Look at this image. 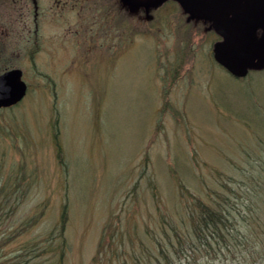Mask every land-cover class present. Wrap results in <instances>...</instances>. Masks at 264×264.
Masks as SVG:
<instances>
[{
	"label": "rangeland",
	"instance_id": "374dc122",
	"mask_svg": "<svg viewBox=\"0 0 264 264\" xmlns=\"http://www.w3.org/2000/svg\"><path fill=\"white\" fill-rule=\"evenodd\" d=\"M13 4L38 44L0 51L27 84L0 108V264H91L104 227L144 239L153 202L177 219L195 197L247 203L249 163L264 172V8L259 59L234 78L214 60L231 10L212 0Z\"/></svg>",
	"mask_w": 264,
	"mask_h": 264
},
{
	"label": "trees",
	"instance_id": "16d2710c",
	"mask_svg": "<svg viewBox=\"0 0 264 264\" xmlns=\"http://www.w3.org/2000/svg\"><path fill=\"white\" fill-rule=\"evenodd\" d=\"M6 69V68H5ZM61 155H59V158ZM263 160L249 163L245 182L246 204L226 205L227 195L206 201L195 197L180 219L160 210L139 237L138 227L128 230L103 228L91 264H256L264 262V172ZM248 181V183L246 182ZM227 189V186H223ZM152 193L153 201L157 200ZM211 198H213L211 196ZM67 206L60 213L63 231ZM61 231V232H62ZM128 237V238H127ZM127 238V239H126ZM106 246L108 249L106 251ZM107 258V259H106Z\"/></svg>",
	"mask_w": 264,
	"mask_h": 264
},
{
	"label": "water",
	"instance_id": "95a60500",
	"mask_svg": "<svg viewBox=\"0 0 264 264\" xmlns=\"http://www.w3.org/2000/svg\"><path fill=\"white\" fill-rule=\"evenodd\" d=\"M251 8L237 10L219 20L218 33L221 43L214 52V60L236 78L247 75L248 68L255 65L259 54L250 46L251 32L259 20L261 5L251 0ZM244 0H213L216 9H236ZM27 85L22 80V71L11 68L0 73V108L18 103L26 94Z\"/></svg>",
	"mask_w": 264,
	"mask_h": 264
},
{
	"label": "flooded vegetation",
	"instance_id": "af4514ba",
	"mask_svg": "<svg viewBox=\"0 0 264 264\" xmlns=\"http://www.w3.org/2000/svg\"><path fill=\"white\" fill-rule=\"evenodd\" d=\"M24 1H26V0H24ZM30 1L31 0H29V2ZM32 1L34 2V0H32ZM258 1H259L260 5H261V14H260L259 20L256 22V24L254 25V27L252 29L251 43L253 42V31H254V28L261 21V17H262V14H263L264 0H258ZM3 2L4 1H0V5L3 6ZM15 2H16V0H13V3H15ZM13 3L11 5V1H10V7L8 9L2 10V12H7L8 15H9V18L6 21L9 26H7V24H5L4 22H2L0 20V36H2V38H6L8 35L12 34L13 39L11 40V42H5L4 39H0V51H2L4 49H7L6 45H9V44L19 45V44L26 43V44L30 45V42L32 44L31 48L32 49L33 48L36 49L35 45L38 44L37 43V36H36L37 32H36V30L34 28H33L34 30L33 29L30 30V28L28 27L27 23H24V19H25V17L28 16V14L26 12H24L22 6L16 7V6H14ZM251 5H252V1L251 0H244V2L242 4L243 8L241 9V11H246V10L250 9ZM5 8H7V5L5 6ZM222 10H224V9H222ZM230 10L231 11L229 13H227L226 15L232 14L234 12V10H232V9H230ZM0 17H1V14H0ZM33 17H35V15H33ZM31 34L33 36H31L29 38V36ZM2 59L3 58L0 55V60H2ZM3 64H5V63H3Z\"/></svg>",
	"mask_w": 264,
	"mask_h": 264
}]
</instances>
